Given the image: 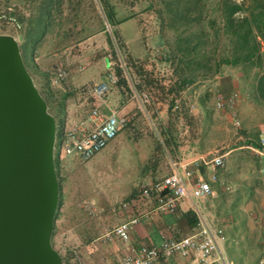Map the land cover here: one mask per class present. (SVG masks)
<instances>
[{
  "label": "rangeland",
  "instance_id": "rangeland-1",
  "mask_svg": "<svg viewBox=\"0 0 264 264\" xmlns=\"http://www.w3.org/2000/svg\"><path fill=\"white\" fill-rule=\"evenodd\" d=\"M101 1L65 0L60 12L53 14L35 53V64L47 74L55 67H63L69 75L76 72V81L87 84L99 80L108 59L115 73L116 68L123 71L121 78L125 83L117 87H122L128 97L137 93L142 101L152 105L183 78L184 88L189 89L184 100L189 106L188 113L183 105L187 117L172 124V142L166 138L159 122L146 121L143 117L141 123L122 130L89 161L80 162L76 157L61 160L64 194L61 215L66 214V217L62 221V244L57 234L55 249L70 258V264L72 248H77L83 256L89 237L85 227L90 223L83 206L95 205L102 198L119 201L127 197L145 182L151 169L154 176L148 181L161 179L169 173L168 156L173 153L172 148L178 151L192 145L199 156L231 151L226 167L218 171L219 183L213 184L215 195L205 200L204 207L208 218L225 231L223 253L228 260L234 264H264V174L261 172L264 157L247 148L251 142L259 140L264 127V103L254 97L262 71L248 65L222 66L219 71L215 70L216 62L229 50L228 41L217 38L215 33L221 24L217 11L220 0H186L187 6L190 2L199 3L206 14L203 23L195 24L191 31L202 28L206 32L205 48L210 59L207 61L198 54L193 63L189 57L177 58L174 52L177 35L168 25V6L176 7L173 1L105 0L118 23V43ZM232 1L243 3V0ZM0 3V34L12 35L21 44L22 32L38 16L37 5L29 0H0ZM211 20H216L217 24L211 25ZM108 34L112 49L108 45ZM142 53L146 55L140 58ZM81 63H89L83 72L78 69ZM34 76L36 85L41 87L37 75ZM69 86V80L63 88L51 85L55 92L61 89L70 92L67 110L78 104V96ZM233 94L237 95L234 109L217 108L219 96ZM234 115L240 122L237 129L233 126ZM222 184L229 186L230 191ZM74 208L77 211H72ZM74 212L78 219L75 221L70 220ZM108 213L106 210L102 216ZM94 218L97 224V217ZM59 225L57 223L58 228ZM112 227L104 226L105 229ZM98 237L95 236L94 241Z\"/></svg>",
  "mask_w": 264,
  "mask_h": 264
},
{
  "label": "built area",
  "instance_id": "built-area-1",
  "mask_svg": "<svg viewBox=\"0 0 264 264\" xmlns=\"http://www.w3.org/2000/svg\"><path fill=\"white\" fill-rule=\"evenodd\" d=\"M88 64L81 63L79 71H85ZM112 66L109 60L102 81L82 88L80 90L82 99L79 104L67 110L61 138L60 160L76 157L80 162H87L132 124V119L121 115L117 109L111 108L107 114L99 106L100 103L106 102L111 91L118 85V78ZM49 78L52 86L63 88L69 80V72L63 67H55L49 72ZM236 100V94L219 96L216 106L218 109L225 107L234 109ZM232 119L233 126L239 128V119L235 115ZM247 148L264 157V127L261 130L259 146L251 144ZM230 153L231 151H216L210 156L192 159L178 158L172 153L168 156L167 175L149 186L139 187L131 199L110 207L108 212L116 215L133 207H145L151 200L154 203L149 210L141 209L129 221L105 229L101 240L107 244L117 240L128 243L130 234L136 226L151 219L159 222L161 216L176 214L184 201L192 203L191 209L198 222L196 232L191 236L179 240L164 238L157 246L130 247L129 252L118 264H154L175 257L192 259L194 264H211L216 256L220 264H234L222 251L226 243L224 229L214 224L198 205L215 195L213 184L219 183L218 171L226 167ZM201 170L205 171L206 177L199 174ZM261 172L264 174V168ZM222 185L226 191H230L229 186ZM83 209L89 217H97L106 212L105 209L92 204L84 205ZM70 255L72 264H86L77 248H72Z\"/></svg>",
  "mask_w": 264,
  "mask_h": 264
},
{
  "label": "water",
  "instance_id": "water-1",
  "mask_svg": "<svg viewBox=\"0 0 264 264\" xmlns=\"http://www.w3.org/2000/svg\"><path fill=\"white\" fill-rule=\"evenodd\" d=\"M56 122L12 35L0 34V264H63L51 239L59 204Z\"/></svg>",
  "mask_w": 264,
  "mask_h": 264
},
{
  "label": "trees",
  "instance_id": "trees-1",
  "mask_svg": "<svg viewBox=\"0 0 264 264\" xmlns=\"http://www.w3.org/2000/svg\"><path fill=\"white\" fill-rule=\"evenodd\" d=\"M64 1L65 0H29L31 4L37 5L38 16L30 23V27L25 32H22L21 37L23 42L19 44L24 64L33 78L34 83V75H37L40 80L41 87H38L36 83L35 85L47 103L49 113L54 117L56 122L54 162L59 183V204L51 239L54 248H56L54 239L57 231V221L61 216V209L64 204L60 146L67 113L66 103L70 92L65 89H61L60 92L54 91L51 87L49 74L42 72L35 64V53L46 35L47 29L50 26V21L53 19V14L55 12H60ZM172 1L176 7L173 9L170 5L168 6V11L170 13L168 16V25L177 35L175 40L176 48L174 50L176 57H189L190 63H193L194 57L199 54L201 56L203 55L208 61L210 58L205 48L207 44V38L205 37L206 32L202 28L195 32L191 31L195 24H202L203 20L206 18L204 8L200 7L199 3L196 2L189 3L187 1V3L190 4L187 6L186 0H168L169 3ZM101 4L104 5L103 8L106 18L109 25L114 29L112 30V34L118 43L119 33L118 30H116L118 23L115 21L114 13L110 10L109 4L105 0L101 1ZM217 11L220 15L221 24H219V28L216 29V37L228 41L229 45L227 48L229 50L224 57L216 62L215 70L219 71L222 66L238 65H248L249 67L259 68L262 71V75L258 78L254 97L256 100L264 103V0H243L241 4L233 2L232 0H220L219 9ZM10 18L11 16L9 14V19ZM20 22H22L21 19ZM210 23L211 25L217 24L216 20H211ZM109 37L108 34V45L112 49L113 44ZM117 48L120 51L121 48L119 45ZM126 70H128V68H126ZM115 75L119 77L118 85L125 83V80L121 78L123 76L121 68H116ZM251 144L258 147L259 140L251 142ZM135 192L126 200L131 199ZM184 217L190 227L197 228V217L193 212H188ZM61 258L63 264H70V258L63 255H61Z\"/></svg>",
  "mask_w": 264,
  "mask_h": 264
},
{
  "label": "crops",
  "instance_id": "crops-1",
  "mask_svg": "<svg viewBox=\"0 0 264 264\" xmlns=\"http://www.w3.org/2000/svg\"><path fill=\"white\" fill-rule=\"evenodd\" d=\"M145 55L146 53L140 54V58ZM108 62L109 60L107 59L105 68L101 71L100 78L98 81L89 82L87 84L86 83L80 84L76 81V76L78 74L73 71L72 73H70L69 90H71L78 96V104L80 100L82 99V96L80 95V90L84 88L85 86H90V85L100 83L103 79ZM185 84L186 83L183 78L178 79L175 87L170 89L168 94H164L162 96L163 98L159 102L153 105L150 104L149 102L142 101L137 93H135L134 96L128 97L124 89L118 86L111 91L106 102L100 103L99 106L103 110H105L107 114L109 113V110H111V108H114V109H117L121 115L130 117L132 119V124L130 126H134L136 124L141 123L143 120V117L147 119L146 121L154 120L156 122H159V124L162 126V129L166 135V138L169 140V142H172L174 140L172 136L173 134H171L172 130H174V127L172 124L175 121L177 122L183 121L187 117L185 116L186 110L184 113L182 109L183 105L186 106L187 113H188L189 106L185 103L186 101L184 100H186V96L188 94L189 89L184 88ZM177 110L179 111V113ZM172 152L178 158L192 159V158H196L199 156L197 151L194 148H192V145L185 146L184 148H180L178 151L172 148ZM168 165H169V162H168ZM199 174L201 176L206 177V173L204 170H201ZM152 176H154V170L151 169L149 172V177H147V179H144L145 182H143L142 185H140L139 187L149 186L154 181H156V180L148 181V179H152ZM139 187H135L131 194H129L127 197L119 201H113L109 198H102L94 206H97L99 208H102L108 211L110 207L116 204H119L120 202L132 196L133 192H135ZM204 202L205 200L198 203V205L200 206V208L204 211L205 215L207 216L206 209L204 207ZM153 204L154 203L151 200L147 202L145 207L143 206L133 207V208H130L126 212L119 213L116 215H113L110 212L108 213V215H104V216H102L101 214L97 216V224L94 222V219H95L94 217H89L90 223H88V225L85 227V234L86 236H89L87 237V240H86L85 253L83 255L85 263L86 264H118L120 260L122 259V257L125 256L129 252V249L132 246H135V247L157 246L162 243V240L164 238L172 239V240H179V239L191 236L192 234L196 232L197 228L190 227L187 220L184 217L185 214H187L188 212H193L191 209L192 203L190 201H184L181 204L176 214L161 216V218L159 219V222L156 221L155 219H151V220L145 221L141 223L140 225L136 226L130 234V241L128 243H123L117 240L113 244H109L107 247H104L103 245L104 243L101 240V236L103 235L105 231V228H104L105 224L116 226L124 222H127L131 218H133L141 209L149 210L153 206ZM72 211H77V209L74 208V210ZM75 213L76 212L70 215V220H73V221L78 220L76 219L77 214ZM69 214H67L68 218H69ZM65 217H66V214L61 215L57 221V223H60V225H59V228L57 226L58 230L56 231V235L58 234V240L60 244H62V241H63V233H62L63 231L62 223L63 222L62 221L64 220ZM75 226L79 228L80 225L76 223ZM95 236H99L96 240L99 243H96V241H94ZM223 249H224V246L222 247V251ZM154 264H194V263L192 262V259H183L180 257H175L170 260H161ZM211 264H220L217 256L212 260Z\"/></svg>",
  "mask_w": 264,
  "mask_h": 264
}]
</instances>
